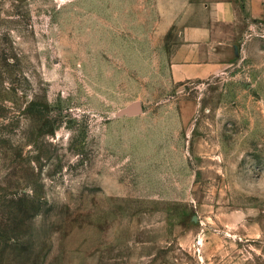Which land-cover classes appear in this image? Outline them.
<instances>
[{
    "label": "rangeland",
    "instance_id": "obj_1",
    "mask_svg": "<svg viewBox=\"0 0 264 264\" xmlns=\"http://www.w3.org/2000/svg\"><path fill=\"white\" fill-rule=\"evenodd\" d=\"M192 1L0 0V264H264V21L175 82Z\"/></svg>",
    "mask_w": 264,
    "mask_h": 264
},
{
    "label": "crops",
    "instance_id": "obj_2",
    "mask_svg": "<svg viewBox=\"0 0 264 264\" xmlns=\"http://www.w3.org/2000/svg\"><path fill=\"white\" fill-rule=\"evenodd\" d=\"M255 22L264 21V0H244ZM234 0L192 1L182 24L181 39L171 54L175 82L206 80L218 75L238 52L242 39Z\"/></svg>",
    "mask_w": 264,
    "mask_h": 264
},
{
    "label": "water",
    "instance_id": "obj_3",
    "mask_svg": "<svg viewBox=\"0 0 264 264\" xmlns=\"http://www.w3.org/2000/svg\"><path fill=\"white\" fill-rule=\"evenodd\" d=\"M143 111V107L140 102H135L131 105H129L127 108H125L124 113L133 115V114H139Z\"/></svg>",
    "mask_w": 264,
    "mask_h": 264
}]
</instances>
